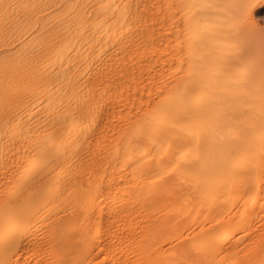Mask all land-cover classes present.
<instances>
[{
	"label": "bare ground",
	"instance_id": "bare-ground-1",
	"mask_svg": "<svg viewBox=\"0 0 264 264\" xmlns=\"http://www.w3.org/2000/svg\"><path fill=\"white\" fill-rule=\"evenodd\" d=\"M201 1L189 42L201 58L190 52L180 82L196 86L171 91L164 83L166 0H0V264L16 263L22 232L47 218L48 264H91L100 249L103 264L114 256V217L126 208H106L102 237L99 215L88 232L95 180L86 172L104 129L87 124L91 111L112 109L109 98L124 89H132L133 103L145 93L147 106L123 123L114 143H102L104 156L111 150L121 165L113 166L119 189L142 197L143 211L144 200L158 199L163 214L165 207L211 222L194 232L192 258L180 251L164 262V235L148 234L158 242L139 243L146 264H227L216 256L238 251L237 240L228 242L244 217H225L223 209L234 201L253 207L264 190L255 186L264 176V73L248 55L231 54L225 0ZM114 200L94 197L96 204ZM58 209H66L65 223L52 215Z\"/></svg>",
	"mask_w": 264,
	"mask_h": 264
},
{
	"label": "rangeland",
	"instance_id": "rangeland-1",
	"mask_svg": "<svg viewBox=\"0 0 264 264\" xmlns=\"http://www.w3.org/2000/svg\"><path fill=\"white\" fill-rule=\"evenodd\" d=\"M263 2L264 0H225L224 8L227 10L226 21L228 27L233 31L231 54L237 58L248 55V58L258 64L256 71H263L264 73V4L261 5ZM204 6V1L201 0H180L176 4L173 0H166L164 83L168 90L175 91L179 87L188 91H194L195 89L196 85L192 82L187 87H183L180 82L187 77L185 67L188 59H190V52L197 56L195 58L197 61L201 58L199 55L200 49L192 52L189 42L199 26L193 21L201 14ZM127 84H130V82H127ZM141 84L145 83H139L138 85ZM132 93V89L129 91L125 89L116 90L113 98H109V101L113 104L112 109L98 108L89 114L88 130L102 127L104 136L95 148L99 149V152L93 165L87 167V180L94 177V197L99 194L108 197L113 195L115 200L107 203V206L106 204H96L94 197L92 198L86 216L88 232H92V224L98 219L99 215V227L96 237L105 235L108 227L106 208L110 206L116 209L125 207L126 213L124 216L118 213L115 214V238L110 243L111 247L114 246L111 248L114 249V256H109L105 264H146L145 256L139 251V243L156 245L158 239L150 238L148 235L152 233L164 235V240L159 243V246L164 248V262L175 258V255L180 251L192 258L189 242L193 238L194 232L207 227L211 222L201 214L185 213V215H177L168 211L165 207L163 214L160 212L158 199L153 204L149 203V199L144 200L148 203V211H143L140 208L143 202L142 197L136 201L130 195L126 186L124 190L119 189L117 183L119 177L115 174L116 170L113 166L119 169L121 165L113 161L115 153L109 150V153L104 156L103 148L107 146H102L103 141L108 146L114 143L119 131L125 126L123 123L138 117L147 106L145 93L138 95V101L134 103L132 102ZM104 103L107 102L103 101L101 104ZM107 159H112L113 163L106 169L110 172L106 171L102 176L101 173H104V170H102L103 163ZM170 176L169 173H164V185L168 186L170 184ZM110 184H113V187H109ZM257 185L264 187V176L257 178L255 186ZM167 198L169 197L164 195V200ZM68 203L66 201L64 204ZM132 205L134 209L130 207ZM223 213L225 217L226 214H236L238 217H244V220H240L237 225H233L234 235L228 242L229 244L237 240L238 251L228 253V257L226 253H221L216 258L224 260V257H226L227 264H259L258 259L264 252V190L258 194V202L255 206L247 207L244 210L234 201L223 209ZM65 214L66 209L65 211L58 209L52 212L53 216L61 218V222L64 221ZM163 217L164 227L158 230L157 224ZM47 219L30 225L28 229L22 232L24 235L21 238V247L17 252L18 258L14 264H48L49 257L43 254L45 247L48 245L52 247V240L50 243L48 241L50 233L48 231L49 220ZM140 240L143 241L140 242ZM61 241L56 239V248H58L57 245L61 244ZM72 247L74 248V246ZM171 249L175 254L169 253ZM100 250L97 251L96 255L92 254L91 264H103V254ZM139 257L142 258V263ZM81 264H90V260H85Z\"/></svg>",
	"mask_w": 264,
	"mask_h": 264
}]
</instances>
